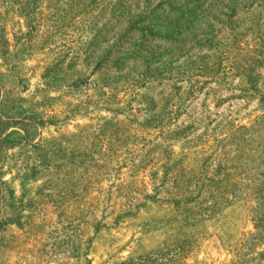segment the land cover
<instances>
[{"label": "rangeland", "instance_id": "374dc122", "mask_svg": "<svg viewBox=\"0 0 264 264\" xmlns=\"http://www.w3.org/2000/svg\"><path fill=\"white\" fill-rule=\"evenodd\" d=\"M121 1L0 0V264H264V0H178L160 86Z\"/></svg>", "mask_w": 264, "mask_h": 264}, {"label": "trees", "instance_id": "16d2710c", "mask_svg": "<svg viewBox=\"0 0 264 264\" xmlns=\"http://www.w3.org/2000/svg\"><path fill=\"white\" fill-rule=\"evenodd\" d=\"M124 1L119 2L120 4ZM178 0H130L129 8L122 7L117 10V22L115 23V39L117 40L116 49L117 54L115 56V62L113 67L116 69L117 74H123V63H128V59L121 58L122 55H128L127 53L134 55L135 60H142V66L146 68L144 73H141L137 78H149V71L154 66H164L166 70L162 72L160 76L159 84L164 85L167 81H171L173 73V65L179 62L182 51L180 47L185 43V33L179 30L178 25L181 20L184 19V12L180 11L182 4H177ZM196 2L199 0H187ZM186 3V2H185ZM165 20L169 22L170 26H159L158 23ZM172 24H176L172 26ZM177 27V28H176ZM205 41V40H204ZM203 41V42H204ZM202 45H205L203 44ZM207 43V41H206ZM151 45V46H150ZM197 44H195L196 46ZM197 48H191L188 51L190 54L191 50L198 51L201 53L204 48L197 45ZM156 48L162 52L160 56L157 54H148V56H142L144 51L148 49ZM131 52H130V51ZM214 50V49H213ZM177 51V55H175ZM107 57L103 53L101 60ZM189 57H186L188 59ZM104 63L100 61L98 67H102ZM139 65V64H138ZM123 69V70H122ZM169 76V77H167ZM157 81V80H156ZM139 83V82H137ZM166 88V86H164ZM169 105V103H168Z\"/></svg>", "mask_w": 264, "mask_h": 264}]
</instances>
